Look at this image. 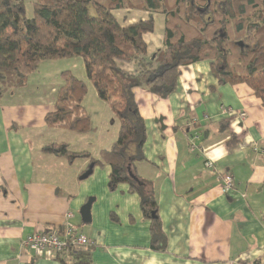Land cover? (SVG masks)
<instances>
[{"label": "crops", "instance_id": "crops-1", "mask_svg": "<svg viewBox=\"0 0 264 264\" xmlns=\"http://www.w3.org/2000/svg\"><path fill=\"white\" fill-rule=\"evenodd\" d=\"M114 14L122 25L138 22L130 20L129 9ZM153 35L145 36L149 55L163 46L164 32L155 47L148 40ZM121 67L135 72L134 65ZM66 71L88 85L83 105L96 116L99 142L103 135L112 139L109 122L116 115L99 99L81 58L43 61L26 87L3 96L0 264H65L58 254L24 248L23 241L63 230L69 214L79 232L96 243L91 264H264V102L248 84H220L210 62H200L181 68L177 89L166 99L134 90L148 134L146 160L137 162L134 172L157 202L165 237L164 248L157 249L153 219L144 216L140 196L127 184L110 189V166L96 167L82 179L89 160L70 163L47 152L62 144L51 143L48 132L55 128L45 117L55 107ZM207 161L214 167L207 168ZM223 173L234 179L229 193L222 191ZM89 199L92 222L84 224L80 211Z\"/></svg>", "mask_w": 264, "mask_h": 264}, {"label": "trees", "instance_id": "trees-1", "mask_svg": "<svg viewBox=\"0 0 264 264\" xmlns=\"http://www.w3.org/2000/svg\"><path fill=\"white\" fill-rule=\"evenodd\" d=\"M26 1L0 0V101L26 87L41 62L82 58L99 99L120 121L118 139L98 158L73 152L64 143L46 150L70 163L87 159L92 170L110 166V189L127 184L140 196L144 216L153 219V247L163 249L157 202L149 184L134 172L135 164L146 160L148 138L134 90L166 99L177 89L181 68L210 62L220 84H248L264 102V0H32V16ZM126 9L151 16L122 25L114 12ZM153 15L164 17V38L162 48L149 55L145 36L155 33ZM122 64L134 65L135 72L123 70ZM61 76L65 84L45 123L88 133L92 120L83 105L88 85L69 71ZM64 228L53 233L62 234ZM90 250L58 257L65 264H91Z\"/></svg>", "mask_w": 264, "mask_h": 264}, {"label": "rangeland", "instance_id": "rangeland-1", "mask_svg": "<svg viewBox=\"0 0 264 264\" xmlns=\"http://www.w3.org/2000/svg\"><path fill=\"white\" fill-rule=\"evenodd\" d=\"M171 3H174V0H170ZM27 6H28V16H32V0H27ZM130 12H133V17L130 18V20H136L139 21L143 18L149 19L151 16L148 12H144L142 10H130ZM148 13V16H147ZM119 18L121 20H124V13H118ZM156 22V30H155V35L151 36L148 40L154 47L156 46L157 43H161L162 37H163V32H164V17L160 15H153ZM129 20V18H128ZM159 20V21H158ZM76 59V58H75ZM82 59V58H81ZM14 91V90H11ZM88 112V111H87ZM89 113V112H88ZM91 120L93 118H96L95 115L92 113H89ZM93 117V118H92ZM113 121L115 123H113ZM95 124L93 125V121L91 124V130L88 133H76L64 129H55L50 132H48L49 138L51 143H64L67 144L70 148L71 151L76 152V153H88L91 154L92 157L98 158L99 154L101 153V149L103 148H108L107 146L111 145V142H116L119 136L120 132V121L116 117L111 119L109 122V133L112 134V139H109L110 136L108 135L107 137H102V142H99L100 137L98 136V133H94V128ZM108 132V131H107ZM94 133V135H93ZM110 134V135H111ZM93 135V136H92ZM112 140V141H110ZM113 143V144H114ZM113 146V145H112ZM111 146V147H112ZM110 147V148H111ZM109 148V149H110ZM108 150V149H104ZM103 151V150H102Z\"/></svg>", "mask_w": 264, "mask_h": 264}, {"label": "built area", "instance_id": "built-area-1", "mask_svg": "<svg viewBox=\"0 0 264 264\" xmlns=\"http://www.w3.org/2000/svg\"><path fill=\"white\" fill-rule=\"evenodd\" d=\"M207 168H213V162L207 161L205 163ZM235 187L234 179L229 173L222 174V191L229 193ZM72 214L67 216V223L65 224L64 232L57 233H34L28 236L23 241V247L40 254H60L63 252H72L78 249L89 250L96 246L94 240L79 232L76 227L69 220Z\"/></svg>", "mask_w": 264, "mask_h": 264}, {"label": "water", "instance_id": "water-1", "mask_svg": "<svg viewBox=\"0 0 264 264\" xmlns=\"http://www.w3.org/2000/svg\"><path fill=\"white\" fill-rule=\"evenodd\" d=\"M208 2H210L211 0H207ZM240 45H243L242 43H240ZM93 170L92 168H90L82 177V179H86L88 178L91 174H92ZM132 177L133 174H131ZM93 204V199H89L88 202L82 207L80 214L82 217V221L84 224H91L92 222V216H91V207Z\"/></svg>", "mask_w": 264, "mask_h": 264}, {"label": "flooded vegetation", "instance_id": "flooded-vegetation-1", "mask_svg": "<svg viewBox=\"0 0 264 264\" xmlns=\"http://www.w3.org/2000/svg\"><path fill=\"white\" fill-rule=\"evenodd\" d=\"M241 47L243 46V45H240Z\"/></svg>", "mask_w": 264, "mask_h": 264}]
</instances>
